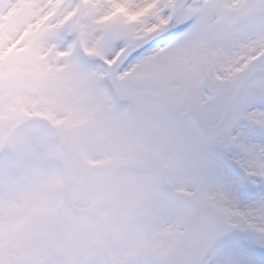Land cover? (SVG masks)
<instances>
[{"label":"snow or ice","instance_id":"1","mask_svg":"<svg viewBox=\"0 0 264 264\" xmlns=\"http://www.w3.org/2000/svg\"><path fill=\"white\" fill-rule=\"evenodd\" d=\"M0 264H264V0H0Z\"/></svg>","mask_w":264,"mask_h":264},{"label":"rangeland","instance_id":"2","mask_svg":"<svg viewBox=\"0 0 264 264\" xmlns=\"http://www.w3.org/2000/svg\"><path fill=\"white\" fill-rule=\"evenodd\" d=\"M3 159V156L2 155H0V160H2Z\"/></svg>","mask_w":264,"mask_h":264}]
</instances>
